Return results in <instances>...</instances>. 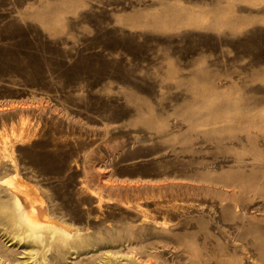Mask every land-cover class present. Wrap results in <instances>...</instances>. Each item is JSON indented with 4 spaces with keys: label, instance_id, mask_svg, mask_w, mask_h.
Listing matches in <instances>:
<instances>
[{
    "label": "rangeland",
    "instance_id": "obj_1",
    "mask_svg": "<svg viewBox=\"0 0 264 264\" xmlns=\"http://www.w3.org/2000/svg\"><path fill=\"white\" fill-rule=\"evenodd\" d=\"M0 76V264H134L102 240L133 226L167 264H264V0H0ZM20 180L56 225L25 220Z\"/></svg>",
    "mask_w": 264,
    "mask_h": 264
},
{
    "label": "bare ground",
    "instance_id": "obj_2",
    "mask_svg": "<svg viewBox=\"0 0 264 264\" xmlns=\"http://www.w3.org/2000/svg\"><path fill=\"white\" fill-rule=\"evenodd\" d=\"M84 36V35H83ZM80 37V36H79ZM78 39V38H77ZM82 39V38H81ZM75 40V39H74ZM72 40V41H74ZM86 40V43L88 41H91L89 39H85ZM84 40V41H85ZM76 42V41H75ZM50 43V42H49ZM76 44V43H75ZM90 46H95L93 43L91 45V43H89ZM7 48H8V51H11V44H6ZM30 46L32 47H35L33 46V43L31 44L30 43ZM73 49V48H72ZM21 49L19 48L18 46V52L20 51ZM78 52V51H77ZM94 53V52H93ZM97 54V53H96ZM100 54V53H99ZM85 54L83 53H80L79 52V57H78V60L76 63H79L78 65L81 66V64H84V62H90L92 61V63L95 64L96 66V70L98 72V74L100 76H102V56H93V55H88V56H84ZM63 56V54L61 55ZM74 56V55H73ZM111 56V55H110ZM113 57V56H111ZM20 58V57H19ZM73 58V57H72ZM117 58V57H116ZM115 58V60H116ZM34 59H35V62H36V65L38 66V73H32V72H29L27 71V69L24 67V71H26V74L27 75H35L37 77V79L39 78L40 80H44V79H47L48 81L49 80H52L54 79L56 81V77L59 76V73L57 72H52L51 68L47 65L45 59H44V56H42V54L40 52H36V54L34 55ZM111 59V58H110ZM114 59V58H113ZM9 60V59H8ZM11 60V59H10ZM74 60V59H73ZM134 60V59H133ZM30 61V60H29ZM107 61V60H106ZM126 61V60H125ZM106 63V62H105ZM11 64V63H10ZM120 64V63H119ZM124 64V63H123ZM126 64V63H125ZM128 64V63H127ZM35 65V64H34ZM93 65V64H92ZM121 65V64H120ZM130 65V64H129ZM136 65V64H134ZM16 66V65H15ZM20 66V65H19ZM84 66V65H83ZM82 66V67H83ZM12 67V66H11ZM17 67V66H16ZM136 67H138L136 65ZM13 68V67H12ZM125 68V67H124ZM130 68V67H128ZM36 69V67H35ZM106 69V68H105ZM17 70V69H16ZM80 70V69H79ZM82 70V69H81ZM86 71V70H85ZM121 71V70H120ZM127 71V69H126ZM82 72V71H81ZM133 72V71H132ZM145 73V72H144ZM19 74V73H18ZM78 74V69H74L73 71V74L72 75H77ZM92 74V73H91ZM122 76V75H121ZM1 77V76H0ZM59 78V77H58ZM72 78V77H71ZM110 78V76H109ZM119 78V77H118ZM76 79V78H75ZM61 82V81H60ZM58 83V82H56ZM135 84V82H134ZM64 86V85H63ZM142 87V86H141ZM102 88V87H101ZM58 89H59V95L60 96H65L68 91H67V88L65 87H62V88H59L58 86ZM116 89V88H114ZM123 89V88H122ZM132 89V88H131ZM100 90V89H99ZM124 90V89H123ZM135 90V89H134ZM138 90V89H137ZM132 91V90H131ZM102 92V91H101ZM100 92V93H101ZM125 92V91H123ZM128 92V91H127ZM123 94V93H122ZM125 94V93H124ZM116 95V94H114ZM112 95V96H114ZM141 95V94H140ZM111 96V97H112ZM125 96V95H124ZM128 95H126L127 97ZM135 96V95H134ZM150 96V95H149ZM130 97V95H129ZM143 97V96H142ZM103 98V97H101ZM100 99V98H99ZM108 99V98H107ZM130 99V98H128ZM154 100V99H153ZM146 101V100H145ZM121 103V102H120ZM143 104V103H142ZM90 105V104H89ZM96 105V104H95ZM124 105V104H123ZM138 105V104H137ZM133 106V105H132ZM140 106V105H138ZM87 107V106H86ZM102 108V103L99 104L97 106V109H101ZM4 110V109H3ZM133 111V110H132ZM64 116H66V119L67 121H71L75 124H81L82 126L86 127V128H97V133L98 134H102V131L105 132L106 134H110V133H118V132H122V131H127L131 125V122H128L127 120H122V123L120 126H114V127H111V128H106V126L108 125H111V123H104L102 125V116L100 117V119H97V120H93L92 118L90 117H87L85 116L83 113L80 115V114H77L71 110H64ZM144 112V111H143ZM142 112V113H143ZM178 112V110H177ZM180 112V111H179ZM139 114V113H138ZM175 114V113H174ZM169 115V114H168ZM168 115H165L164 116V119L163 120H167L168 118H170V116ZM176 115V114H175ZM163 116V115H162ZM179 117V116H178ZM182 117V116H181ZM160 118V117H159ZM174 118V117H172ZM128 119V118H127ZM181 120V119H180ZM116 123V122H115ZM143 123V122H142ZM145 123V122H144ZM139 125V124H138ZM23 126V125H22ZM28 126V125H27ZM26 126V127H27ZM134 126V125H133ZM20 128V127H19ZM132 128V126H131ZM145 128V127H144ZM148 128V127H147ZM13 129V128H11ZM23 129V128H22ZM25 129V127H24ZM14 130V129H13ZM20 129L18 130H14L18 133ZM27 130V129H26ZM14 131H11L12 133H14ZM24 131V130H23ZM29 131V130H28ZM145 131H148V130H145ZM7 132V131H6ZM5 132V135L7 136V133ZM9 132V131H8ZM15 132V133H16ZM21 132L22 134V131H19V133ZM25 132V131H24ZM27 132V131H26ZM25 132V133H26ZM10 133V132H9ZM14 133V134H15ZM11 134V133H10ZM8 134V135H10ZM20 134V135H21ZM16 135V134H15ZM23 135V134H22ZM21 135V136H22ZM26 134H24L25 136ZM21 136H16V137H21ZM8 137V136H7ZM10 137V136H9ZM8 137V138H9ZM14 137V136H13ZM26 137V136H25ZM11 138H12V135H11ZM23 138V137H22ZM3 139V140H2ZM1 140L5 143L6 145V142L4 141L5 139L3 137H1L0 139V143ZM9 139H7L8 141ZM10 142H12L10 140ZM11 143H9L10 145ZM3 147V145H2ZM8 147V146H7ZM5 147V149L7 148ZM0 148H1V145H0ZM2 150V149H1ZM1 152V151H0ZM17 178V177H16ZM15 179V178H14ZM17 180V179H16ZM239 183V182H238ZM27 184V183H26ZM25 183H23L21 180L20 181H17V184L14 183V185H16V188L18 190L21 191V193L23 194L24 196V199H25V207H24V210H25V214H24V218L25 220L34 228H40V227H43V226H49V225H53L56 223L53 221V219L51 217L48 216L47 214V211H46V208L42 202V200H40L37 196V194L35 192H31L30 191V188L28 185H26ZM12 185V184H11ZM239 186V184H238ZM258 186L256 185V182L253 181V184H252V188L251 190H257ZM64 189H65V192H60L59 193V196H58V199L60 201H62L64 204H69L70 203V197H69V192L67 191L68 189V183H65L64 184ZM259 189V188H258ZM236 193V192H235ZM237 194V193H236ZM129 204L130 201H127ZM131 204V203H130ZM262 203H260L261 205ZM137 207L140 209L143 208L140 204H137ZM252 207V206H251ZM144 210V213H143V216H142V219L140 218L141 222L142 221H145L146 219H149L150 218V212L149 211H146ZM263 213V212H262ZM94 215L95 216V220L96 221V224L99 225L102 220V210L100 209H97V211H91L89 213V215L86 214V216L84 215H75V214H70V220L73 224H75L76 226L80 227V228H83L84 226L86 225H89L90 221H91V216ZM105 216V220H110V219H115L116 216H114L113 213L111 212H108V214L104 215ZM125 217V220H127L128 222H132L131 220H129L130 217ZM118 219H120L118 217ZM117 219V220H118ZM134 227V226H133ZM133 227H131L130 229H128L129 231L126 233V235H121L119 236V233L123 230L122 227L120 228H117L116 230H113V231H110L109 233H107L103 238L102 240L106 243V244H112L113 246H118L119 244H125V243H128V246H129V249L131 251V253H134V256H135V261H134V264H167L163 261H160V259H158L154 254L157 252H153L155 250L158 251V247H152L151 245H144L145 242L140 240V237H141V232L138 231V230H135ZM114 232V233H113ZM125 234V233H124ZM179 239V237H178ZM138 245H142L141 247H137ZM8 246L6 245H2L1 248L7 252ZM143 249L145 251H143ZM184 249V248H183ZM3 251V252H4ZM8 253V252H7ZM111 253V252H110ZM124 253V252H123ZM181 248L179 249L178 247L175 248V257H180L181 256ZM114 254V253H113ZM122 254V253H121ZM80 256V255H79ZM76 257V256H75ZM148 258V259H147ZM150 258V259H149ZM152 258V260H151ZM78 259V258H77ZM198 258H196V261H197ZM191 261V259H190ZM194 261V260H193ZM72 262V261H71Z\"/></svg>",
    "mask_w": 264,
    "mask_h": 264
}]
</instances>
